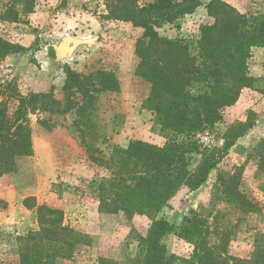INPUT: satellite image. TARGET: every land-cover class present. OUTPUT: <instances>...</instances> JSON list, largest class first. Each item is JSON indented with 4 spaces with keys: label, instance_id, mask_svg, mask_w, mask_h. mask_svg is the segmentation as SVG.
Here are the masks:
<instances>
[{
    "label": "rangeland",
    "instance_id": "374dc122",
    "mask_svg": "<svg viewBox=\"0 0 264 264\" xmlns=\"http://www.w3.org/2000/svg\"><path fill=\"white\" fill-rule=\"evenodd\" d=\"M224 1L241 14H264V0ZM5 3L0 0V14ZM36 7L45 9L47 24L29 19L35 10L18 23L0 21V37L30 49L0 62V83H14L22 96L53 92V98L63 103L65 66L83 75L114 71L121 91L96 95L93 107L88 109L92 121L88 141L104 155H109L112 147L125 148L132 140L163 146L166 141L153 130L154 115L143 108L151 85L135 75L139 63L135 46L143 30L131 23L103 20L106 0H37ZM59 14L79 18L84 28L59 26L54 21ZM210 22L206 9L201 7L194 15L160 29L159 34L195 40L200 27ZM50 48L55 50L54 58ZM249 73L262 81L254 89H245L237 104L223 111L221 123L195 137L199 152L189 155L190 169L196 170L203 156L211 152H219L218 166L199 190L183 188L158 216L180 225L191 210L197 211L209 224L211 246H218L222 234L227 236L222 254L232 262L248 261L256 241L264 245V175L259 172L264 157V48L253 49ZM17 107V100L9 99L10 115ZM250 112L255 113L254 126L224 151L227 133L238 122H246ZM28 118L34 154L19 158L16 173L0 178V264H15L19 258L18 238L38 228L35 210L23 206L27 197L63 210L66 223L91 239L89 246H80L72 259L56 264H101L100 259L105 264H134L137 239L147 234L151 220L147 216L128 219L123 214L99 212L97 194L90 182L109 177L110 173L93 162L83 146L74 125L76 112L59 115L36 110L29 112ZM232 186L257 203L260 212L242 214L229 202L225 189ZM164 243L169 255L183 259L193 255L194 246L175 235L167 236Z\"/></svg>",
    "mask_w": 264,
    "mask_h": 264
},
{
    "label": "trees",
    "instance_id": "16d2710c",
    "mask_svg": "<svg viewBox=\"0 0 264 264\" xmlns=\"http://www.w3.org/2000/svg\"><path fill=\"white\" fill-rule=\"evenodd\" d=\"M6 1L1 22L18 23L37 5V0ZM201 7L211 22L200 27L197 39H170L159 34L160 29L194 15ZM106 9L103 20L131 23L143 30L135 46L139 59L135 75L151 85L143 108L154 115L153 130L166 143L158 146L132 140L125 148L112 147L109 155H104L88 141L92 123L88 109L97 94L119 93L121 83L114 71L83 75L67 65L63 103L53 98V92L22 96L14 83H0V178L16 173L19 158L34 154L29 112H76L74 125L83 146L92 161L110 173L90 182L99 212L151 220L147 234L137 239L134 264H264V245L257 241L248 261L223 258L227 236L222 234L218 246H211L209 224L197 211L191 210L180 225L158 217L183 188L199 190L218 166L219 152H211L192 171L189 155L199 152L195 137L221 123L223 111L235 106L245 89H254L262 81L250 75L249 61L254 48H264V14H241L224 0H106ZM29 50L0 37V62ZM49 52L54 58L55 50L50 48ZM9 99L18 102L13 115L9 113ZM254 116L250 112L246 122H238L229 130L224 151L254 126ZM259 172L264 175V157ZM225 195L242 214L260 212L258 204L241 194L237 186L226 187ZM23 206L35 210L38 228L18 238L15 264H56L72 259L80 246H89V236L67 224L63 210L40 205L35 197L24 199ZM169 235L194 246L190 259L168 254L164 239ZM100 263L105 261L100 259Z\"/></svg>",
    "mask_w": 264,
    "mask_h": 264
},
{
    "label": "crops",
    "instance_id": "0c3cea01",
    "mask_svg": "<svg viewBox=\"0 0 264 264\" xmlns=\"http://www.w3.org/2000/svg\"><path fill=\"white\" fill-rule=\"evenodd\" d=\"M44 10H45L44 8L36 7L35 12L33 14H31L32 16L29 17V19L32 20V21H34V23H36V24H38V23L39 24L42 23V25H44L45 23L47 24L48 22L46 20V11H44ZM56 17L58 18V20H54V21L55 22H58L60 24L59 26L66 27V25H68L69 28H74V29L77 28V27H80V28L83 27V25H81V23L77 21L79 18H72L73 19L72 20L68 16L64 17V15H60V14L57 15ZM63 21L66 22V23L65 24H62L61 22H63ZM9 61H10V59H9ZM71 68L74 69V70H76L73 67H71ZM63 80H65V78Z\"/></svg>",
    "mask_w": 264,
    "mask_h": 264
}]
</instances>
